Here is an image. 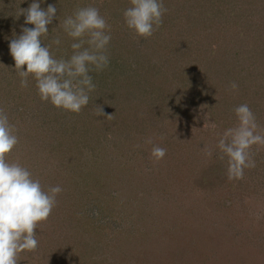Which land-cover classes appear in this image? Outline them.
Listing matches in <instances>:
<instances>
[{"label": "rangeland", "instance_id": "1", "mask_svg": "<svg viewBox=\"0 0 264 264\" xmlns=\"http://www.w3.org/2000/svg\"><path fill=\"white\" fill-rule=\"evenodd\" d=\"M120 1L40 4L57 8L41 37L57 59L72 54L62 21L77 8H98L109 25V64L91 70L95 89L89 104L73 113L39 103L31 75L27 87L17 78L6 85L19 76L9 42L22 26L34 27L17 14L33 0H0V109L19 138L6 158L28 168L45 190L63 189L47 220L37 224L38 247L19 253L17 264H264V145L249 149L256 166L245 169L242 179L229 180L227 158L216 144L237 124L235 105L218 113L221 86L208 90V83L191 87L192 77L183 84L178 79L192 68L189 74L214 67L205 62L208 52L210 60L211 50L229 48L231 64L223 70L231 79L240 70L235 84H243L233 101L246 103L264 132V0H163L157 39L144 42L125 25ZM154 40L163 44L158 57ZM180 46L188 52L178 54ZM172 49L174 56L167 53ZM157 67L164 69L163 79L147 81L138 91L135 73ZM250 74L251 84L240 82L251 80ZM157 83L165 92L153 90ZM161 93L166 97L157 101ZM147 138L151 144L144 143ZM154 145L166 149L158 161L150 155ZM216 165L222 173L211 174V181L206 172Z\"/></svg>", "mask_w": 264, "mask_h": 264}, {"label": "clouds", "instance_id": "2", "mask_svg": "<svg viewBox=\"0 0 264 264\" xmlns=\"http://www.w3.org/2000/svg\"><path fill=\"white\" fill-rule=\"evenodd\" d=\"M43 2L33 0L28 8H20L24 24L34 27L22 26L21 34L9 42V52L22 87H27L31 75L41 101L79 113L88 105L89 93L95 89L91 70L102 71L109 64L105 52L111 40L109 25L98 8H77L62 21L63 32L73 41L72 54L57 59L41 39L49 32L47 26L56 18L57 8L55 4L41 8ZM165 12L163 0H130V6L122 15L128 29L147 38L159 28ZM53 42L61 43L59 39ZM22 66L26 67L22 69ZM236 88L235 83L231 84L232 90ZM233 111L236 126L225 129L216 144L221 158H227L229 180L242 179L245 169L254 168L256 161L249 149L253 145H264V132L250 107L240 104ZM99 113L103 115L100 107ZM18 142L15 126L0 109V264H17L19 253L36 250L37 224L47 220L57 195L63 190L59 185L45 190L28 168L6 158ZM144 143L151 144V138ZM212 154L211 150H205L206 156ZM150 155L158 161L166 155V149L154 145Z\"/></svg>", "mask_w": 264, "mask_h": 264}, {"label": "trees", "instance_id": "3", "mask_svg": "<svg viewBox=\"0 0 264 264\" xmlns=\"http://www.w3.org/2000/svg\"><path fill=\"white\" fill-rule=\"evenodd\" d=\"M124 2H125V0H124ZM124 2H121V1L118 2L119 3V6L118 7H120L121 9H124L125 10L129 6H126V8L123 7V5L124 6L126 5V3H124ZM128 2H129L128 4H130V0H128ZM163 6H165V3L164 2H163ZM117 11H120V10H117ZM120 12H122V11H120ZM17 16H18V14H17ZM18 17H21V15H19ZM235 17L237 18V15ZM215 23H217V22H215ZM201 24L202 25H205L206 22H203ZM151 36H153L154 39H157L158 34L155 32ZM42 37L44 38V36H42ZM144 39H146V38L142 37L141 41L144 42ZM255 39L256 38L253 37L250 40V44H251L252 47L254 45L253 41H255ZM154 43L156 44V46H154L153 55H155V56L158 57V53L160 51L159 49L162 50L163 44L160 43V44L157 45V42L155 40H154ZM145 44H148V42L145 43ZM140 46H138V49H140ZM180 47L181 48H179V51L176 50L178 52V54H186L188 52L186 46H180ZM204 47H202V48L199 49V53L202 52V50L204 49ZM250 49L248 50L247 54H248V56H251L252 57V55L254 53V49L253 48H252V50H250ZM206 50H208V49L205 47V51ZM208 51H210V50H208ZM251 51H252V53H251ZM210 52L212 54H214V57L209 60V58H210L211 55L208 52V57L206 58L207 60L205 59V62H206L207 65H211V63H212V65L214 67L209 66L208 67V70L204 69V71L202 70L203 72L200 71V73H198L199 71H196L198 74H189L190 72H193L192 70L194 68H192V70H190V71L187 70V72H189V73L179 74L178 75V79H179L180 83L183 84V82L185 83L187 77H192L193 79H192V82H191V87H195V86L200 85L202 83L203 84H207L208 83V85L206 86V88L208 90L213 89L212 86H215V87L216 86H219V87L221 86L222 87V89H220L221 96L219 97L220 98V101H219V98H217L215 100V104H216L215 111L218 112V113L219 112L225 113L226 111H228L231 108H233L234 105H235V107H237L238 105H240V103L239 104L234 103L233 98H232L231 95L233 93H238L239 95L240 94H243L242 90L240 89V87H243V84L242 83L241 84L239 83L238 84L239 86L235 90H232L231 88H228L226 86V85H228V83L229 84L230 83L233 84V83H235V80L237 81V79L239 77L240 70L236 69L235 72L238 75L235 76L234 79L233 78L231 79L232 76L231 75H228V74H226L224 72V70L226 69V67L227 66H230V64H231V62H228L229 55H230V49L229 48H224V53L226 54V60L225 59H221V55L224 54V53L222 51H220L219 49L218 50H211ZM167 53L168 54H172L174 56V49L168 51ZM193 55L196 57L195 54H193ZM10 58H12V57L10 56ZM180 59L183 61V58H180ZM168 60H170V59H168ZM172 61L170 60V63L167 64L170 67V70H172V68H171ZM13 64H14V62H13ZM14 67H15V65H14ZM24 67L25 66H22V69ZM161 68L162 67H160V68L157 67L154 71H152V69L150 71H149V69H146V70L143 69V70H141V68H140L141 71H138L137 73H135V76H139L140 79L133 80V82L135 84V87L138 89V91L139 90H140V92L143 91V85L145 86L144 83H146L147 81L149 82V84H153L154 82H152V80H154V79L155 80L156 79L157 80L158 79H163V77L165 75V71H164V69H161ZM208 73L210 75H208ZM172 74H173V71H172ZM145 76H146V78L148 80L147 79L146 80H143V79H145ZM217 77H218V79H217ZM249 77L251 78V80H247L246 81V79H245L244 81H240V82H244V83L247 82L248 85H249V83L251 84L252 83V80L254 79V77L253 76L251 77V74L249 75ZM15 79L18 80V82L20 81V77L19 76L18 77H15V78L12 77L11 79H9V81L6 83V85L12 83ZM186 82H188V80ZM158 84L159 83L156 84L157 86L153 87L154 88L153 90L154 91L157 90V92H159L160 90H163V92H165L164 88H161L160 85H158ZM157 87H159V88H157ZM166 93L164 95L161 93V95L156 100L157 101L158 100L163 101L165 99V97H166ZM225 94L227 95V97L225 96ZM39 98L40 97H38V99ZM40 102H43V101L40 100L39 103ZM45 106L47 107L48 104H46ZM253 113H254V111H253ZM255 117H257V116H255ZM218 173H222V172H221L219 166L216 165V166L208 169L207 172H206V175H209L210 176V180H211L212 179L211 174H218ZM210 180H208L209 183H210ZM203 182H205V181H203Z\"/></svg>", "mask_w": 264, "mask_h": 264}]
</instances>
